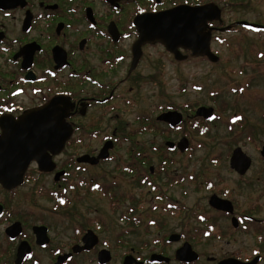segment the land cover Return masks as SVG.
Returning a JSON list of instances; mask_svg holds the SVG:
<instances>
[{
  "label": "flooded vegetation",
  "instance_id": "flooded-vegetation-1",
  "mask_svg": "<svg viewBox=\"0 0 264 264\" xmlns=\"http://www.w3.org/2000/svg\"><path fill=\"white\" fill-rule=\"evenodd\" d=\"M228 1L245 4V0H0V137L3 127L9 134L0 140V172L22 177L20 183L9 188L0 183V213H3L0 215V264H264L263 205L236 203L225 187L222 190L209 187L207 202L198 203L192 209L171 198L158 185L164 169L171 168L174 159L162 155L164 151H187L189 138L182 135L178 141L166 140L162 144L164 149L153 147L159 151L157 165L163 171L156 170V166L148 163L145 150L140 148L141 141L135 138L142 129L148 130V117L139 115L135 121L141 128L129 129L118 114L122 106L133 105L120 91L132 79L136 80L133 73L141 62L144 48L160 45L171 54L159 42H146L131 67L133 45L138 38L135 19L177 5L214 3L220 9V19L207 22L211 29L210 44L215 33L235 31L232 26L253 33L264 32V20L255 16L251 18L254 21L244 18L225 25L222 6L228 5ZM178 49L187 56L185 59L196 57L187 49ZM123 70L125 73L121 76ZM127 91L131 92L132 86ZM55 97H69L73 103L69 115L59 118L62 107H54L53 114L46 118H32L33 127H39L43 120L50 129L57 128V122H64L65 126L69 123L71 137L59 153L47 151L50 156L47 165L53 163L52 170H42L37 160L32 159L20 173L25 152L29 150L18 144L40 143L41 139L14 138L13 126L21 127L16 121ZM187 108L172 106L159 113L179 111L182 120L177 125L157 120L159 114L154 119L169 131L177 132L186 121L202 124L213 116V113L210 118L196 116L195 108L185 117L183 109ZM94 110L98 112L93 113ZM111 121L114 125L111 135L102 138L101 147L68 156L69 147L76 144L79 148L83 144L86 131L98 133ZM124 129L128 135L123 140L135 143L128 145L123 164L115 163L114 168L127 177V185L157 192L158 200L150 210L161 217H175L174 225L170 226L166 219L153 218L149 212L145 214L138 195L129 197L130 206L118 215L123 226L117 232L105 215L79 209L83 206L79 202L83 196L80 190L108 200L107 207L113 213L125 201L124 195L117 196V182L105 179L103 174L89 173L81 177L77 174L78 181H70L73 164L86 170L87 166L107 163ZM135 131L138 134L131 138L129 133ZM75 133L78 136L73 140ZM182 137L188 141L184 151L177 147ZM106 142H111L107 157L90 163L88 159L96 157ZM167 142L174 145L170 147ZM5 153V159L13 157L10 170L3 169ZM231 169L239 176L247 172L239 174ZM139 193L142 195L143 190ZM76 195H81L77 203L74 202ZM212 195L230 201L232 210L214 207L210 203ZM57 213L59 218H53ZM216 241L218 245L214 244Z\"/></svg>",
  "mask_w": 264,
  "mask_h": 264
},
{
  "label": "rangeland",
  "instance_id": "rangeland-1",
  "mask_svg": "<svg viewBox=\"0 0 264 264\" xmlns=\"http://www.w3.org/2000/svg\"><path fill=\"white\" fill-rule=\"evenodd\" d=\"M221 16L225 25L244 18L254 21L255 19H251L253 16L264 20V0H245L242 5L238 1H228V5L222 6ZM232 27L235 31L217 32L213 36L210 48L219 57L215 62L203 56L177 61L160 45L145 47L141 62L133 73L136 80L132 79L120 91L133 105L122 106L123 109L118 114L127 122L129 129L141 128V124L135 121L139 115H146L148 122L156 126L157 132L145 128L135 137L141 141L140 148L145 150L150 160L148 163L156 166V170L163 171L157 165L160 162L159 151H154L153 147L164 149L162 144L166 140L178 141L182 135L189 138L190 146L187 151H164L162 155L174 159L171 168L164 169L158 185L161 190L166 189V194L171 198L192 209L198 203L207 202L211 193L209 185L215 189L225 187L229 191L228 196L236 203L262 204L264 215V160L260 156L264 145V56L261 55L264 53V32L253 33ZM124 73L123 70L121 76ZM129 86H132L131 92L127 91ZM172 106H188V110L183 109L185 117L188 112H192L191 109L211 107L213 116L210 120L205 119L202 124L186 121L177 132H173L154 119L165 108ZM97 112L94 110L93 113ZM236 117L241 119H235ZM113 126L111 121L98 133L86 131L83 144L79 148L76 144L69 147L68 156L101 147L102 138L111 135ZM77 133L73 140L78 136ZM123 138L118 137L116 148L111 151V158L107 163L97 167L87 166L86 170L73 164L70 170L73 174L70 181L76 180L73 183L78 181L77 174L81 177L89 173L103 174L105 179L115 180L117 196L124 195L126 198L121 208L113 213L107 207L108 200L96 194L88 195L83 190L79 191L82 198L79 200L81 195H76L74 202L79 200L83 204L79 209L84 208L85 213L105 215L117 232L123 226L119 223L121 220L118 215L130 206L128 198L138 195L145 206V214L149 212L153 218H163L169 221L170 226L174 225L175 217H161L150 210L158 200L157 192L151 193L144 188L140 195L142 190L139 187L133 188V183L132 187L127 185V177L114 168L115 163L123 164L128 145L135 143L126 142ZM236 147H240L252 161L251 167L243 176L229 167L230 154ZM45 180L48 181L49 178ZM59 214L53 215V218H59ZM140 234L142 236L141 231ZM214 244L218 245L219 242Z\"/></svg>",
  "mask_w": 264,
  "mask_h": 264
},
{
  "label": "water",
  "instance_id": "water-1",
  "mask_svg": "<svg viewBox=\"0 0 264 264\" xmlns=\"http://www.w3.org/2000/svg\"><path fill=\"white\" fill-rule=\"evenodd\" d=\"M214 19H220V9L214 3L199 6L177 5L159 12L140 15L135 19L138 38L133 45L132 51L134 57L131 67H134L136 64L141 52L140 47L146 42H159L163 44L166 50L173 54L174 58L177 60H183L187 57L178 49L181 47L189 50L191 56H205L212 62L217 61L218 56L210 49L211 29L207 25L208 21ZM58 106L62 107L59 118L61 116L63 119L65 115H69L70 110L73 108V103L69 97H55L42 108L31 111L29 114L20 118L19 121H16V124H19L21 127L13 126V130H16L14 132V138L24 141L29 139H41L40 143L27 141L25 144H18L29 150L25 152V159L23 164L20 165V169L22 168L20 173L26 163L32 159L37 160L42 170L48 171L54 168L53 163L51 166L47 165L50 158L47 151H51L52 154L60 152L64 143L72 134L71 125L68 123L65 126L64 122H57L58 127L50 129L48 128L47 121L43 120L39 127H33L32 118H46L48 115L53 114L52 108ZM212 112L213 110L211 107L200 106L196 109L195 114L196 116L208 118L212 115ZM156 119L174 126L181 122L182 115L179 111L169 110L159 114ZM3 132L0 140L8 138L9 136L5 127H3ZM166 144L170 147L174 145L172 142H167ZM110 147L111 142H106L96 157L88 159L90 163H96L99 159L107 157L109 154L108 148ZM177 147L180 151L186 150L188 147L187 138L182 137L177 143ZM6 154L7 153L4 154L2 161L6 165L3 169L10 170V166H12L13 163V157L5 159ZM9 155H13V153H9ZM260 155L264 158V145L260 150ZM250 163V157L240 147H236L232 150L230 166L239 174L245 173L249 168ZM21 180V175L11 177L0 172V183L4 187L9 188L17 185ZM210 203L219 209H227L228 211L232 210L230 201L221 199L216 195L210 197Z\"/></svg>",
  "mask_w": 264,
  "mask_h": 264
},
{
  "label": "trees",
  "instance_id": "trees-1",
  "mask_svg": "<svg viewBox=\"0 0 264 264\" xmlns=\"http://www.w3.org/2000/svg\"><path fill=\"white\" fill-rule=\"evenodd\" d=\"M155 125H153V124H151V123H148V130H150V131H152V132H157V129H155ZM128 132L127 131H124V130H121L120 131V136H124V135H128L127 134ZM130 134V137L131 138H133V137H135L136 136V134H138V131H135V132H131V133H129ZM71 141H72V139H71ZM132 146H134V145H132ZM165 148V147H164Z\"/></svg>",
  "mask_w": 264,
  "mask_h": 264
},
{
  "label": "snow or ice",
  "instance_id": "snow-or-ice-1",
  "mask_svg": "<svg viewBox=\"0 0 264 264\" xmlns=\"http://www.w3.org/2000/svg\"><path fill=\"white\" fill-rule=\"evenodd\" d=\"M141 11H143V9H141ZM261 55L264 56V53H262ZM235 119H241V118L240 117H236ZM96 187H99V185H96ZM209 187H211V185H209ZM61 202L63 203L64 201H61ZM0 215H3V213H0ZM201 219H204V217H201Z\"/></svg>",
  "mask_w": 264,
  "mask_h": 264
}]
</instances>
